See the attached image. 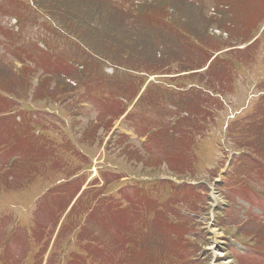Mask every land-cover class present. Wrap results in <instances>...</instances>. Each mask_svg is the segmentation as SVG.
Instances as JSON below:
<instances>
[{"label":"rangeland","instance_id":"1","mask_svg":"<svg viewBox=\"0 0 264 264\" xmlns=\"http://www.w3.org/2000/svg\"><path fill=\"white\" fill-rule=\"evenodd\" d=\"M197 1H202V5L196 4ZM137 2L141 3L139 10L135 7ZM215 3L223 5L222 8L219 9ZM159 18H164L161 20L169 26L156 29V20ZM258 18L263 24V0H0V87L19 98V109L36 111L34 121L41 126H49L46 135L50 140L61 144L68 139L65 133L69 131L73 143L78 144L80 141L82 149H88L87 155L93 160L90 161L93 166L88 171V179L100 174L99 169L104 168L101 165L105 164L107 157L108 163L116 165L115 170L126 178V182L131 180H127L128 175L148 177L149 180L154 179L152 185L165 186L172 195L174 192L171 187L175 183L183 185L184 182L195 194L186 196L182 193L184 197L177 200L178 207L174 212L172 207L171 215L165 212L174 221L170 220L154 231L152 241H155H151L148 246L151 257H145V247L150 238L148 233L151 231L141 226L143 231L136 237L135 254L123 264H247L241 260L243 256L240 253L251 247L249 244L264 250V130L261 131L264 124L258 131L246 128L251 126L253 129L257 124H252L253 113L260 116L259 123L264 121V27H258ZM252 28L253 32L250 31ZM249 31L251 35L254 34L252 40L257 41L256 48H247L245 39ZM181 32L207 46L218 47L217 50L229 45L238 46L243 54L232 56L227 67L226 64L217 67L215 77L188 74L193 80L204 82L206 87L224 95L223 106L228 116L231 110L234 113L242 111L235 119L224 118L223 124L227 121L229 129L233 126L230 136L227 134L219 138V134L215 133L212 138L218 143H213V146L210 129L209 134L198 132V145L194 151L198 159L196 175L193 177L186 172L178 174L172 171L160 158L143 155L136 148L138 137H135V132L143 131L144 125L141 123L120 120L116 128L121 133L123 130L129 139L118 140L117 134H112L110 140L108 130H103L104 126L86 124L79 114L69 117L80 111L64 101L70 91L67 83L61 81L62 86L59 88L54 84L58 79L49 81L44 76L58 67L61 69L65 61L72 58L82 75V66L93 68L92 71L99 73L107 62L129 70H136L140 66L150 70L167 69L170 64L166 62L178 54L170 50L172 47L168 43L162 44L161 41L167 39L169 34ZM75 38L102 56V61L79 53L73 44ZM171 39L169 43L175 41ZM162 47L167 50L159 54ZM191 63L193 61L187 60L178 71L188 73ZM199 63L197 61L195 66ZM224 71H229V74L224 75ZM82 91L83 87L73 90L70 95L75 94L81 100ZM162 110L159 109V115L156 111L157 118L165 117ZM56 111L57 118L51 114ZM218 120L221 122L223 118ZM234 121L237 123L231 124ZM56 128H59L58 135L55 134ZM185 137L188 139V135ZM128 142L135 147H126ZM100 148L104 149L98 150ZM214 150L219 158L214 156ZM100 151L102 154L96 158ZM163 179L167 180L160 182ZM121 182L114 185L113 189L124 187L123 180ZM49 187L56 189L55 182L46 183L39 179L24 191L1 193L0 201L4 199L5 206H0V213L8 215L3 224L7 223L11 227L14 220L21 219L23 225L31 226L36 216L32 213L34 207L24 205L26 195H35ZM164 197L169 199V193ZM55 202L56 199L49 197L46 206H42L46 207L44 219L49 218L48 212L50 208H55ZM200 202L202 205H198L192 213L191 207L195 208L196 203ZM176 212L187 216L186 220L192 222H187L183 217L176 218ZM184 221L187 223L186 229L181 227ZM87 225L79 233V228L76 232H69L70 228L66 224V231H61L54 243L51 242L52 231L49 232L47 228V243L33 247L34 252L40 251L37 257L24 260L28 255H25V246L18 245L9 257H0L1 262L40 264L44 258L47 264H78L79 261L101 264V249L89 253L86 251V233L87 229L93 228V223ZM187 229L195 230L186 232ZM103 234L104 231L99 235ZM35 235H39L38 230ZM111 246L110 243L103 248L110 251ZM46 248L47 257H42ZM6 249L0 246V255L10 253L9 247L7 252ZM112 260L116 262L118 259ZM262 261L264 264V258ZM110 262L105 261V264Z\"/></svg>","mask_w":264,"mask_h":264}]
</instances>
